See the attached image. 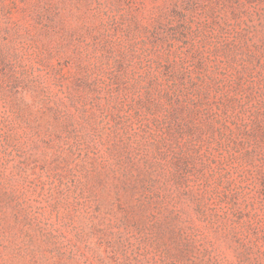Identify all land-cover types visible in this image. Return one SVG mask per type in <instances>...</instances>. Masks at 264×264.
I'll return each mask as SVG.
<instances>
[{
	"label": "rangeland",
	"instance_id": "rangeland-1",
	"mask_svg": "<svg viewBox=\"0 0 264 264\" xmlns=\"http://www.w3.org/2000/svg\"><path fill=\"white\" fill-rule=\"evenodd\" d=\"M0 264H264V0H0Z\"/></svg>",
	"mask_w": 264,
	"mask_h": 264
}]
</instances>
